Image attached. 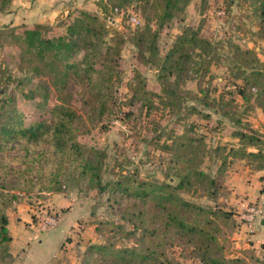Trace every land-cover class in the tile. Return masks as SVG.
Listing matches in <instances>:
<instances>
[{
    "label": "trees",
    "instance_id": "1",
    "mask_svg": "<svg viewBox=\"0 0 264 264\" xmlns=\"http://www.w3.org/2000/svg\"><path fill=\"white\" fill-rule=\"evenodd\" d=\"M135 1L143 3L140 7L151 9L157 23L154 29L148 21L139 33L136 43L139 54L157 61L163 75L179 77L195 61L198 51L210 48L209 40L198 30L187 29L177 36L169 52L159 58L160 27L180 16L191 0ZM11 2L0 0V12L8 11ZM262 13L264 17V9ZM63 20L66 29L59 34L47 23H38L33 28L23 25L21 31L19 25L0 29V45L18 47L20 69L37 79L27 98L41 97V106L48 107L53 94L51 86L72 85L82 88L86 103L92 109L99 108L100 116L113 111V98L108 93L112 91L109 84L118 76L121 36L115 33L112 38L115 44H109L107 23L100 14L87 9L76 8ZM235 55L242 63L236 74L242 83L236 84L237 93L247 104L254 99L264 112V61L252 49L237 47ZM19 83L24 84V78ZM254 88L256 93L252 91ZM148 93L139 80L130 103L144 99ZM43 111L49 112L48 119L24 125L19 120L23 113L18 108L17 96L10 93L0 99V264L14 260L7 209L21 199L22 193L63 192V186L107 193L122 208L121 218L133 226L128 232L134 239L132 246L118 245L109 236L104 244L87 248L82 264H174L167 251L175 242L190 251L199 264H264L249 249L241 256L227 254L231 242L225 232L236 225L233 214L182 195L200 185L215 201L225 188L223 176L229 159L245 160L254 171L264 170V132L241 127L234 132L239 139L238 147L224 145L214 150L207 148L202 137L184 132L172 139L165 180L134 174L105 180L106 151L79 140L81 134L89 131L83 114L66 103L53 104ZM213 154L221 160L214 175L199 166ZM171 178L176 182L170 181ZM110 226L124 229L125 224L110 222Z\"/></svg>",
    "mask_w": 264,
    "mask_h": 264
},
{
    "label": "rangeland",
    "instance_id": "2",
    "mask_svg": "<svg viewBox=\"0 0 264 264\" xmlns=\"http://www.w3.org/2000/svg\"><path fill=\"white\" fill-rule=\"evenodd\" d=\"M26 3L24 6L25 1L12 0L9 7L11 11L0 12V29L8 25L9 21L21 22L24 16L31 17V25L39 18L44 20L59 34L66 29L64 17L76 8H83L100 14L105 20L110 31L106 38L109 44H115L112 41L115 33L121 36L118 76L114 78L113 84H109L112 91L108 93L113 98V111L101 116L99 108L92 109L86 103L81 87L51 86L53 94L48 107L41 106V97L27 98L32 83H36L37 79L20 69L18 47L0 45V99L10 93L17 96L18 108L23 113L19 120L24 125L33 120L48 119L49 112L43 110L53 104L66 103L76 108L89 126V131L79 136L80 142L104 149L107 153L103 167L105 180L117 178L121 174L165 180L172 139L184 132L202 137L210 150L224 145L238 147L239 139L234 136V132L241 127L264 132L263 110L254 99L247 104L237 93L236 84L242 83L236 74L242 63L235 55L237 47L241 50L252 49L264 61L263 0H191L180 16L164 23L157 39L159 58L169 52L177 36L187 29L198 30L211 45L207 51H198L194 55L195 61L179 77L163 75L157 61H151L148 55L142 58L139 54L136 43L141 30L148 21L152 28H157L152 10L140 7L143 3L135 0H26ZM31 9L40 13L33 14ZM12 12L19 18H13ZM131 14L140 18L139 25L133 26L128 21ZM19 26L18 30L21 31L23 25ZM21 78H24V84L19 83ZM139 80L150 94L130 103ZM252 91L256 93L257 89ZM236 164L245 165L247 162L241 159L227 161L223 176L225 188L219 191L215 201L207 196L200 185L193 186L182 195L193 202L220 206L233 214L236 225L232 231L225 232L231 242L227 254L241 256L244 250L249 249L264 262L263 246L251 248L236 244L238 239L235 232L241 230L240 226L246 227V233L253 230L252 225L239 220L241 208L232 201L234 196L229 176ZM220 165V158L213 154L205 157L199 166L214 175ZM170 181H175V178ZM22 194L21 199L7 209L8 228L11 235L17 233L20 226L28 230L34 245L41 248V262L46 263L47 258L52 256L55 259L52 264H82L87 248L104 244L109 236L123 247L134 244L133 237L128 233L133 230V226L121 218L122 208L107 193L95 189L82 192L76 187L63 186V192ZM54 194L56 197L53 200ZM16 212L19 216H16ZM51 217L58 220L56 225L47 221ZM70 219L76 223L69 224L67 221ZM63 220L65 223L60 225ZM110 222L125 224L124 229H115L110 226ZM56 226H72V229L65 234L60 231L49 240L53 242L40 247L37 240H47L48 234ZM57 241H60V245L56 251H51V244H57ZM69 244H73L70 250L66 249ZM167 254L175 260L174 264H199L179 242H175ZM21 258L20 264H30L27 258Z\"/></svg>",
    "mask_w": 264,
    "mask_h": 264
},
{
    "label": "crops",
    "instance_id": "3",
    "mask_svg": "<svg viewBox=\"0 0 264 264\" xmlns=\"http://www.w3.org/2000/svg\"><path fill=\"white\" fill-rule=\"evenodd\" d=\"M23 1H25V4H24L25 6L27 4L26 0H23ZM9 11L11 10H8V12ZM31 11L33 14L40 13L34 9L33 10L31 9ZM11 14L13 15L14 12H12ZM13 16H15L13 18H16V19L19 18L18 17L19 15H13ZM13 18L11 17L10 20H12ZM30 18H27V17L25 18L23 16L22 17L23 20L21 22L17 20L13 22L9 21L8 25L17 26L20 24V25H25L27 27L33 28L38 23H47L44 20L37 18L38 21H36L34 25H31ZM229 183L231 184V190H232L231 192L234 196V199H232L233 203H235L234 205H236L237 207H240L241 201L245 200L248 202L258 203L264 210V170L254 171L253 169H251V167L248 164H245V165L236 164L231 170V173L229 176ZM55 197L56 195L54 194L52 199L54 200ZM73 209L74 207L70 209L71 212L73 211ZM16 216H19V213L16 212ZM74 219H70L67 222L71 225H74L73 223H76ZM64 223H65V220L61 221L60 225H63ZM56 227L57 228L55 230H53L51 233L48 234L47 240L43 238H39L37 240L40 247L46 245L48 242H53L49 240H52L53 237H55L58 233H60V231H64V234H65L68 230L72 229V226H56ZM240 227H241V230L235 232V237L238 239V241H236V244L239 245V247L248 246L251 248H258L259 246L264 245V216L259 218L257 222H255V224L252 225L253 230L250 233H246L247 229L244 225ZM12 237H13V241L11 244L12 245L11 252L14 257V261L12 264H18V263L20 264V261L22 259L21 257L27 258V261L30 264H52L53 261L55 260L51 256L47 258L46 263L41 262V260L43 261V258H41L40 260L41 255H39L41 248L38 249L34 245L31 234L28 232L27 229H24V227L20 226L19 231L17 233H12ZM59 245H60V241H57V244L55 243L51 244L50 246L51 251L57 249ZM72 245L73 244H69V246H67L66 249L70 250L71 249L70 246ZM17 248L19 250H16ZM65 253L68 254V252H65ZM29 256H31L30 260H29Z\"/></svg>",
    "mask_w": 264,
    "mask_h": 264
},
{
    "label": "built area",
    "instance_id": "4",
    "mask_svg": "<svg viewBox=\"0 0 264 264\" xmlns=\"http://www.w3.org/2000/svg\"><path fill=\"white\" fill-rule=\"evenodd\" d=\"M128 21L133 26H137L141 23L140 18L136 14H131L128 18ZM240 208H241V212L239 215V220L244 224L254 225L259 218L264 216V210L257 203L242 200L240 203ZM47 221L53 225H56L58 222V220H56L55 217H51Z\"/></svg>",
    "mask_w": 264,
    "mask_h": 264
}]
</instances>
